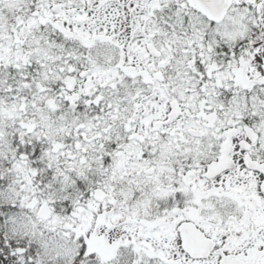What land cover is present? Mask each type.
Segmentation results:
<instances>
[{
  "label": "snow or ice",
  "instance_id": "1",
  "mask_svg": "<svg viewBox=\"0 0 264 264\" xmlns=\"http://www.w3.org/2000/svg\"><path fill=\"white\" fill-rule=\"evenodd\" d=\"M0 264H264V0H0Z\"/></svg>",
  "mask_w": 264,
  "mask_h": 264
}]
</instances>
